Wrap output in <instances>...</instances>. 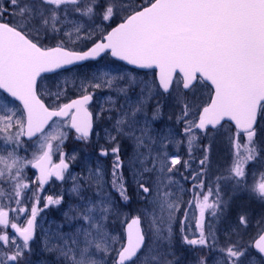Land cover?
I'll use <instances>...</instances> for the list:
<instances>
[{
  "label": "snow or ice",
  "instance_id": "1",
  "mask_svg": "<svg viewBox=\"0 0 264 264\" xmlns=\"http://www.w3.org/2000/svg\"><path fill=\"white\" fill-rule=\"evenodd\" d=\"M109 55L131 67L97 66L75 99L44 84ZM0 90V264H264V0H0Z\"/></svg>",
  "mask_w": 264,
  "mask_h": 264
},
{
  "label": "rangeland",
  "instance_id": "2",
  "mask_svg": "<svg viewBox=\"0 0 264 264\" xmlns=\"http://www.w3.org/2000/svg\"><path fill=\"white\" fill-rule=\"evenodd\" d=\"M47 43H54V41H47ZM88 46H90V42H88ZM72 47H75L74 45H72ZM115 62H113L109 57H106L104 60L94 64V65H87L84 66L82 68H77V69H73L70 72H63L61 74L55 75V76H50V77H46V79L44 80V84H46L49 88H52L54 90V85L56 82H61V87L66 89V93L62 96V99L60 102H68L71 99H75L78 96V91H77V86L79 85V82L82 78L85 77H91L92 72L94 71V69L97 66H102L104 64H113ZM116 65L120 66V67H124L120 64L115 63ZM67 81L66 84H64V81ZM95 92V98H99L101 96L104 95L103 92H101L100 90H93ZM8 99V98H7ZM43 99L45 100V102L47 104H51L52 103V98L48 97V96H44ZM10 106H15L17 104H15L14 102L10 101V99H8ZM92 107V106H91ZM90 107V108H91ZM167 111V110H166ZM177 112L179 111L178 109L176 110ZM177 131L179 130V125L175 126ZM97 131L99 129H96ZM82 145L77 142L74 139V134L70 136V138L65 142L63 151L66 153H72L74 150L76 151H81L82 150ZM36 146L33 145L31 147L28 148V151L25 152L23 149L20 151V155L23 157H27L28 159L32 158V153L34 151H36ZM89 152H91V148L88 150ZM172 153H176V149L172 148L171 149ZM178 154L182 157V160H186L189 159L188 155H187V151L186 149H184L183 147L180 148ZM199 151H197L195 153V157L196 160H198L199 158ZM212 171L213 173H216L217 171H223L226 166L230 163V151L226 145V143L224 142L223 138H220L216 141V143L213 145V150H212ZM53 160L55 161V163H58V159L57 156L54 155L53 156ZM104 160V166L105 168L110 172V167H111V160H109L108 162V158L103 159ZM196 161H193V167H196ZM81 161L77 160L76 162L71 163L70 165V171H72L74 174L78 173L81 171ZM178 168L180 166H177ZM181 171H183V169H181ZM25 172L29 178V180H32L35 178L34 176V172L32 171V168H27L25 169ZM110 178V177H109ZM176 179L180 180L181 177L179 176V174H177ZM71 186V181H67L66 183L63 184V188L67 189ZM184 186L187 188L189 187V183L188 182H184ZM33 189L35 188V185H32ZM62 190V186H61V182L57 183V181H52L49 183V185L46 187V191L44 193H41V195H55L56 193H59ZM190 197L188 195H185L184 199L187 200ZM66 200H68L69 198L66 196L65 197ZM246 202V200H245ZM239 203V201H238ZM42 206V205H41ZM62 208L66 207L65 205L61 206ZM140 204L137 202L136 198L133 197L132 203L130 208L125 209V211H129V212H133L136 208H139ZM252 207L254 209H256L257 211H259V208L257 205L253 204ZM43 218V219H41ZM38 220L40 221V224L42 226L43 229L48 230L51 229L52 231H55L56 229V225L63 222V216H62V212L54 207L45 209L43 212L40 213V215L38 216ZM174 229L175 232L177 233V249H179V225H174ZM40 229H37V232L40 233ZM64 231H68V228L65 227ZM38 247V246H37ZM50 260L53 259V257L49 256L48 257ZM36 259H39V257H37Z\"/></svg>",
  "mask_w": 264,
  "mask_h": 264
},
{
  "label": "water",
  "instance_id": "3",
  "mask_svg": "<svg viewBox=\"0 0 264 264\" xmlns=\"http://www.w3.org/2000/svg\"><path fill=\"white\" fill-rule=\"evenodd\" d=\"M109 57H110L113 61H115L114 58H112L110 55H109ZM99 60H101V59L98 58V60H96V61L89 60V61L78 62L76 65L72 66V69L75 68V67H81V66H84L85 64H88V63H96V62H98ZM115 62H118V63L123 64L124 66H126V65L124 64V62H121V61H115ZM126 67H131V66H126ZM60 72H64V70H57V72H54V73H44V74H42V76H43V77L51 76V75L58 74V73H60ZM0 91L2 92V90H0ZM4 95L7 96V94H4ZM8 98L11 99L12 101H14V98H11V97H8ZM14 102H15L16 104L19 105V101H14ZM20 107H22V105H20ZM24 139L26 140L27 138L25 137ZM33 170L35 171L36 175H38L37 170H36V169H33ZM45 186H46V185H45ZM45 186H44V187H45Z\"/></svg>",
  "mask_w": 264,
  "mask_h": 264
},
{
  "label": "flooded vegetation",
  "instance_id": "4",
  "mask_svg": "<svg viewBox=\"0 0 264 264\" xmlns=\"http://www.w3.org/2000/svg\"><path fill=\"white\" fill-rule=\"evenodd\" d=\"M102 159H105V158H102ZM109 160H110V159H108V162H109ZM53 162L55 163L54 160H53ZM53 180H54V178H53ZM50 182H52V181H50ZM50 182H49V183H50ZM49 183L47 184V186L49 185ZM57 183H60V182H57ZM47 186H46V187H47ZM46 187L44 188V191H43L42 193H44V192L46 191ZM37 219H38V218H37Z\"/></svg>",
  "mask_w": 264,
  "mask_h": 264
}]
</instances>
